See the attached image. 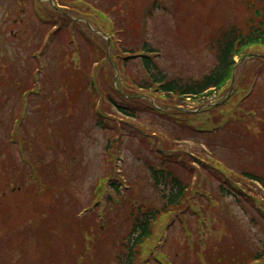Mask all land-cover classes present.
Returning a JSON list of instances; mask_svg holds the SVG:
<instances>
[{
  "label": "rangeland",
  "instance_id": "obj_1",
  "mask_svg": "<svg viewBox=\"0 0 264 264\" xmlns=\"http://www.w3.org/2000/svg\"><path fill=\"white\" fill-rule=\"evenodd\" d=\"M76 1L65 0V4H62L59 0L56 3L58 12H62V18H59L54 11L48 9V7L37 5L32 0H0V264H74L75 262L71 258L62 235L63 229H68L70 218L73 219L71 222L78 227H80L83 220H85V225L87 226V223L93 219V215L96 217L95 229L93 234L88 232L90 235L86 234L85 239L87 247L90 249L92 244L93 249L76 263L111 264V260L108 261L109 257L101 252L100 247L104 246L105 242H109L110 238L115 237L118 232H121L123 229V218H117L116 222L108 219L112 204L108 203L107 194L106 196L100 195L96 199L94 188L97 185V179L104 175V170H111L114 167L113 176L123 177V181H120L121 184H119L120 192L124 195L119 196L121 200L125 198V194L130 192L128 191L129 188H126L130 182L135 181L134 184L140 183L138 181L141 179L142 172L145 171L146 163L158 164L160 162L147 153L145 146H142L141 132L137 123L143 129L145 127L142 126H148L145 128V132L151 131L155 135H160V132L167 139L171 135L167 133L166 126L170 125V130L173 132L174 129H182L183 125L188 124L190 126L187 131L190 134L185 140L186 144L178 142V146L195 151L199 147H203V150L207 151L205 153L206 156L212 158L213 155L214 160L226 162L223 154L213 153L211 155L212 151L208 147V140L213 139L216 144L224 148L222 153L229 152L227 136L223 133V130H225L223 126L218 127L217 133H211V131L200 133L196 131V127L203 125L207 113L214 108L217 109V113L226 117V121H229L231 112L242 107L241 102L239 103L241 100L239 96L231 105H222V109L218 108L221 106L220 102L225 96L213 95L202 100H187L183 104V108L179 109L185 112L188 111L187 114L193 112L197 115L196 118L173 121L172 119L155 115L154 112L143 111L140 113L139 122H135L134 126L122 125L120 123L122 120L119 117L116 118L115 124L111 121L104 122L97 129L93 128L94 121L90 114L85 117L84 114H88L89 110L86 107H80L79 110L70 109L72 118L66 123V108H60V111H57L55 107L57 100H55L47 105V109L48 111L50 110V115H56L57 113L58 115L54 116L50 127L48 126L46 130L40 129L41 125L45 123L42 122V119L36 121L37 114L31 104L36 98H39L34 93L40 90L39 86L43 89L45 84L44 77L47 74L48 66L54 61L62 59L66 61L68 52H76L77 50H82L83 47L90 49L91 44L86 37H89L90 40L92 39L91 43L94 42L93 45L100 47V49L104 48V40L108 41L105 36L96 37L89 35L84 25L77 26L70 23V20L74 21L82 18L80 13L82 9L77 6ZM81 1L91 4L93 7L91 9L92 12L98 11L101 14H104L112 5V0ZM124 2V11H122L121 16L126 21L118 25L115 24V28L116 30H121V28L129 30L127 23H131V14L135 13V19L139 25L138 33H135L138 40L133 46V37H123V35L119 37L117 35L116 38L119 37V42L117 45H113V41L112 45L116 48L119 46L122 49H132L133 47L141 49L143 43L150 44L157 48L160 53L159 57L155 59L158 67L170 78L197 79L206 74L214 65V57L206 48L211 34L231 23V25L235 24L240 27L250 17V12L246 9L247 0H173L170 5L168 2L165 3L164 0H158V5L162 6V9L159 10L165 9V11H155L152 15L149 9L151 0H125ZM176 5H178L179 10L176 9ZM86 11L88 10L85 8ZM116 14L111 13L106 17L112 19L115 23L120 17ZM41 19H46L45 24L40 23ZM64 19H67L66 22ZM92 19L93 21L89 25L95 30L100 27L97 24L101 20L99 21L96 16H93ZM110 26L112 27L113 23ZM67 40L70 41V44L65 42ZM44 49L47 50L46 53H42ZM39 53H41V56H38ZM252 53L264 58V50H256ZM119 54L120 52L117 55ZM33 55L41 58V64L43 68L45 67L43 73L36 71L37 68L39 69V61L34 59ZM54 57L56 60H53ZM238 61L239 59H236V62ZM27 63H29V66L26 68ZM116 64L114 77L113 71L107 66L103 70V75L108 78L107 86L114 82L112 77H117L118 83L122 82V75L118 76ZM260 64L262 62L246 58L238 74H235L233 89L237 87V84H240L247 70L253 75L251 67L259 68ZM30 71L36 72L38 75L36 81H33L31 77L28 79L27 74ZM124 73L132 79L138 73L140 77L144 76L139 60L129 62L128 68H124ZM238 79L240 82H238ZM54 80L55 76H53L52 82L55 84ZM252 80L253 82L256 81V85L252 84L253 91L250 89L251 92L249 94H254L259 85L264 86V74L256 78L253 76ZM20 82L25 86L26 90H33V95L28 96L30 99L29 108L24 103L21 107L22 93L13 94L11 92L14 83L19 84ZM14 87L18 89L17 86ZM235 92L236 90L233 91L230 87V96L228 93L229 97L225 99L229 101L235 95ZM3 103H7V105L3 107ZM156 105L160 109L164 107L160 106L163 105L160 102H157ZM243 106H246V102H244ZM196 109L198 111L194 112ZM94 111L96 112L95 109ZM103 114L105 115V112ZM107 116L108 119L114 117L111 113H107ZM21 117L26 119L21 120ZM83 119L87 120L85 125ZM34 122H36L35 130ZM3 123L7 127L3 128ZM19 124H21L20 130L17 129ZM53 124H55L56 129L53 128ZM9 127L10 131H8ZM24 128L29 129V134H32L33 131L31 140L36 148L40 150L37 161L44 164L42 167L47 170L46 172H50L48 175L51 177L45 178V180L39 178L38 174L40 172H36V177L29 180V176L22 179L21 174L16 177L15 174H6L1 168L5 165L4 161L7 162L9 160L11 165L12 163L15 165H18V163L22 164L24 162L22 158L29 161L30 157L27 148L22 153L19 151L18 140L23 135ZM57 130L60 131L59 139L55 137ZM252 133L258 136L257 139L251 142L254 146L264 144V142H257L264 139L259 127H254ZM36 136L37 138L35 139ZM172 136L167 140L169 144H174L175 136L174 134ZM51 140H56L57 142H52L55 144L47 151L46 146L51 143ZM110 141L117 144L114 159L108 156L109 153L105 157L104 153L105 147ZM57 144L58 151L55 150L56 153L54 154L52 147ZM66 148L70 151L65 150ZM261 151H257L258 155ZM156 154L158 153L156 152ZM260 160L261 158L254 160L256 165H252L255 168V170L253 169L255 173L262 177L264 175V163ZM198 164V161H193L194 166L197 167ZM52 166L55 168L48 170ZM29 168L31 169L32 167L29 166ZM10 170L12 171V169ZM199 176L201 178V187L202 181L206 179V176L203 174ZM142 188L140 189V195L144 194L146 197L151 198V195L145 194ZM28 189H31V191ZM207 189L208 192H211L209 188ZM51 191H53L50 196L52 205L47 206V200L44 198L43 193L47 192L49 194ZM208 199L209 202L212 201L211 197ZM114 200L113 198L115 205L116 202ZM137 201H139L138 198H135L133 204L138 205ZM56 202L60 205L56 204ZM48 208H55L54 210L60 211L61 215H65L66 219L62 224L57 223L55 220L47 222L48 224L44 223L49 218H54L53 213H49ZM227 211L230 214L237 215L243 223L250 221L248 215L256 216L255 210L250 204L238 207L230 205ZM108 221H111L112 224H107ZM100 226H106V229L103 230L101 235H98L97 228ZM191 227L193 230L195 229L194 225ZM182 228L185 232L187 231L184 225L180 226L179 220L167 223L162 228L163 237L161 240L160 238L157 240L155 248L168 254L169 243L178 237L175 243L181 249L183 241L179 236L182 233ZM200 228L205 230V227ZM200 228L198 233L199 242L202 241L200 237L203 236L202 232L200 234ZM37 229L45 233L46 231H51V236H47L48 238L35 236ZM80 230L81 227L76 233H79ZM255 232V229L250 230V233ZM206 238H208V231L204 235V240ZM163 240H165L164 246L160 245ZM171 253L172 256L170 257L172 259L174 246L171 247ZM156 254L157 250L154 255ZM153 257L151 258L154 259ZM151 258L149 259L151 264H159L155 259L151 260ZM185 262L186 264H193L190 260H185ZM181 264L183 263L181 262Z\"/></svg>",
  "mask_w": 264,
  "mask_h": 264
},
{
  "label": "trees",
  "instance_id": "obj_2",
  "mask_svg": "<svg viewBox=\"0 0 264 264\" xmlns=\"http://www.w3.org/2000/svg\"><path fill=\"white\" fill-rule=\"evenodd\" d=\"M124 1L112 0L111 8L104 13L105 16L117 13L116 15L120 16L115 22L117 25L126 21L121 16L124 11ZM151 1L149 7L151 15L155 11H165V9L159 10L162 6L158 5V0ZM164 1L170 5L173 0ZM254 2L247 0L246 9L249 10L250 17L240 27L234 24L226 29L216 30L206 47L214 57V65L200 78H170L155 61L159 53L157 48L148 43H143L141 49L135 47L122 49L119 46L117 48L113 46L118 44L115 41L113 45L111 44L110 57L107 59V42L104 40V48L100 49L93 45V41L91 43L89 37H86L91 44L90 49L83 47L82 50L68 52V59L64 63L65 72L56 81L57 85L53 86V80L49 81L51 90L59 91L60 89L63 92L60 99L61 107L63 106V109L66 108L67 111L66 123L72 118L70 109L79 110L80 107H86L89 110L88 114L84 115L88 117L90 114L94 121L93 128L97 129L104 122L111 121L115 124L116 118L119 117L122 125L134 126L135 122H139L140 113L143 111L154 112L155 115L173 121L196 118L197 115L187 114L179 109L187 99L202 100L213 95L226 96L233 71L236 68V75L238 74L244 64V57L262 62L259 68L251 67L253 75L247 70L241 82L238 79L240 84H237L234 89L235 95L225 106L231 105L239 96L242 107L231 112L229 121H226V117L217 113V109L214 108L207 113L203 125L196 127L198 129L196 131L200 133L209 131L217 133L218 127L225 128L223 133L227 136L229 152L222 153L224 148L216 144L213 139L208 140V147L212 154H223L226 162L206 160L201 150L195 151L178 146V142H186L190 134L187 131L190 126L188 124L183 125L182 129H174L173 132L170 130V125L166 126L169 131L167 133L175 136L174 144H169L163 138L145 132V128H140L141 126L137 123L142 136H140L142 146H145L147 153L160 162L146 163L145 171L142 172L141 179L138 181L140 183L130 182L128 186L130 192L121 200L119 199L121 193L119 183L113 176L114 167L111 170H104V175L97 179V185L94 188L96 199L100 195L107 194V201L112 204L108 219L116 222L117 218H123L121 232L100 247L101 252L109 257L108 261L111 260V264H151L149 259L157 250L155 245L157 240L162 238V228L167 223L178 220L181 227L184 224L187 225V231L185 232L182 228L179 236L183 241L181 249L175 243L178 237L173 240L174 242L169 243L167 255L170 264H181V262L186 264L185 260H190L193 264H264V209L262 208L264 202L260 203L262 199L260 193L254 194L251 187L255 182L264 187V175L258 176L252 165H256L254 160L259 158L264 163V144L254 146L251 143L258 138L252 133L254 127H259L260 133L264 135V95H262L264 86L259 85L257 91L246 99V93H244L253 83L256 85V81L252 80L253 76L256 78L264 74V58L255 57V53H252L256 50H264V0H254ZM80 8L82 9L81 17L91 23L93 14L85 12L83 7ZM176 9L179 10L178 5ZM104 15L98 17L101 22L97 25L102 27L101 30H109ZM71 24L78 26L74 22ZM127 25L129 30L121 28L116 33L119 37L122 35L133 37V45L138 40L135 33H138L139 26L135 13L131 14V23ZM118 52L120 56L117 55ZM138 53H141V57L137 56ZM128 56L133 57L128 58ZM235 58L239 59L240 66L235 62ZM134 60H139L144 76L140 77L138 73L133 79L127 80L123 69L128 68V63ZM115 64L122 75V82L115 87L113 82L107 86L108 78L103 75V70L107 66L113 71L114 77ZM145 96L147 98H144ZM149 98L162 103L165 111L154 109ZM244 102L246 106H243ZM222 108L220 106L218 109ZM107 113H111L114 117L108 119ZM83 123L85 125L87 120L85 119ZM171 136L168 137L171 138ZM257 142H264V139ZM116 145V142L112 141L107 143L105 157L109 153V157L115 158ZM65 150L70 151L68 148ZM257 151L261 153L258 155ZM195 160L199 162L197 167L193 165ZM12 165L8 162V167H4V170ZM40 165L36 164L34 167ZM38 169L45 171L43 167ZM20 171L24 172L25 168H21ZM200 174L206 176L201 187ZM141 188L145 194H150L151 198L144 194L141 196ZM207 188L211 192H208ZM206 194L208 197L210 194L211 202ZM112 196L116 201L115 205ZM135 198L139 200L138 205L133 204ZM245 204H250L256 213V216L248 215L250 221L246 223H243L237 215L227 211L230 205L238 207ZM244 211L248 214L246 210ZM56 216L55 220L60 224L66 219L58 213ZM201 218L204 219L205 224L201 222ZM72 220L70 218L68 229H63L62 235L71 258L76 264L93 249L92 244L90 249L87 247L85 239L86 234L90 235L88 232L93 234L96 217L93 215V219L87 223V226L83 220L79 233L76 232L80 227L71 222ZM107 224L112 223L108 221ZM192 225L195 226L194 230ZM203 225L205 234L208 231V238L200 243L198 233ZM105 229L106 226L97 228L98 235H101ZM251 229H255L256 232L250 233ZM41 233L44 235H42L43 238L51 236V231ZM172 246H174V256L171 259Z\"/></svg>",
  "mask_w": 264,
  "mask_h": 264
}]
</instances>
